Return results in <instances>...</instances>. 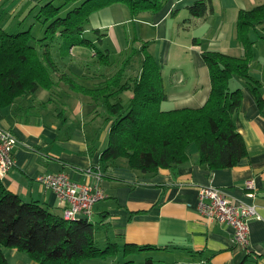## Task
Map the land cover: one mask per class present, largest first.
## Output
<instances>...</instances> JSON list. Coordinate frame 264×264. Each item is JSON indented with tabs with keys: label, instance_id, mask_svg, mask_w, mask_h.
I'll return each mask as SVG.
<instances>
[{
	"label": "crops",
	"instance_id": "crops-1",
	"mask_svg": "<svg viewBox=\"0 0 264 264\" xmlns=\"http://www.w3.org/2000/svg\"><path fill=\"white\" fill-rule=\"evenodd\" d=\"M46 1L0 0V35L32 27L36 39L42 38L46 25L36 17ZM83 1L65 6L61 15ZM194 1L166 0L158 11L142 10L135 15L127 4L117 2L92 13L84 35L109 54V65L100 63L94 51L85 46L64 50L59 34L46 42L37 41L40 53L49 50L58 67L52 72L55 84L0 107V126L12 130L18 139L15 163L0 178L23 200L46 203L60 215H64V204L54 190L39 181L41 175L65 172L75 181L102 186L105 197L96 204L92 219L101 247L109 242L157 246L161 249L143 255L164 264H264V110L259 108L248 80L238 75L230 80L231 89L242 90L235 122L248 151L237 166L211 170L200 163L199 150L191 144L189 160L175 170L143 172L132 168L125 157L101 163L112 121L103 97L75 91L59 78L66 72L83 86L95 89L103 87L125 65L121 82L131 83L141 73L142 46L147 42L162 66L168 96L162 109L202 107L211 91L202 51L242 57L245 48L237 36L239 11L264 0H213L214 11L206 17L191 15L189 6ZM54 2L63 4V0ZM97 30L106 34L101 42ZM250 36L255 40L251 72L262 83L264 96V20ZM195 37L200 38V45L193 43ZM127 58L130 61L124 64ZM132 97V90L127 89L110 100L127 106ZM249 180L255 184L254 196L248 194ZM210 183L224 189L233 201L257 207L262 218L250 221L246 246L233 242L230 225L199 211V189ZM4 252L10 264H39L17 248L6 247ZM139 256L129 258L139 262ZM126 259L120 253L83 264H115Z\"/></svg>",
	"mask_w": 264,
	"mask_h": 264
},
{
	"label": "trees",
	"instance_id": "trees-1",
	"mask_svg": "<svg viewBox=\"0 0 264 264\" xmlns=\"http://www.w3.org/2000/svg\"><path fill=\"white\" fill-rule=\"evenodd\" d=\"M77 1L63 0V4L57 5L54 0H48L43 4L36 18L46 28L39 40L32 27L16 33H1L0 107L10 105L26 93H34L39 87L51 89L54 86L52 72L58 67L49 50L40 53L37 41L46 42L59 34L64 50L75 45L85 46L94 51L100 63L109 65V54L84 35L91 14L117 2L127 4L134 15L142 10L158 11L166 0H84L61 15L65 6ZM189 11L194 17H206L213 13L214 1L195 0ZM263 20L264 2L239 11L237 36L245 48L242 57L216 50L202 51L210 72L211 91L200 108L162 109V102L168 97L162 66L149 52L147 42L142 46L141 73L131 83L121 82L125 65L107 79L103 87L95 89L83 86L66 72L60 73V80L71 89L94 98L103 97L108 120L112 121L101 163L125 157L132 168L143 172L161 168L175 170L189 160L187 149L196 144L200 163L211 170L237 166L248 151L235 122V114L242 103V90L231 89L230 80L234 75L248 80L259 108L264 110L262 83L251 72L255 40L250 36L251 30ZM96 32L101 42L106 34ZM193 43L200 45V38L195 37ZM115 86L118 88L113 90ZM127 89L133 92L127 106L121 101L111 102L110 97ZM6 247L28 253L39 264H83L86 260L106 259L120 253L127 259L115 264H164L151 257L144 262L129 258L147 250L161 249L157 246L133 243L121 246L109 242L101 247L92 220H69L46 203L25 201L9 190L0 178V264H10L4 252Z\"/></svg>",
	"mask_w": 264,
	"mask_h": 264
},
{
	"label": "built area",
	"instance_id": "built-area-1",
	"mask_svg": "<svg viewBox=\"0 0 264 264\" xmlns=\"http://www.w3.org/2000/svg\"><path fill=\"white\" fill-rule=\"evenodd\" d=\"M17 143L13 131L0 126V174L7 173L14 165ZM39 181L58 194L67 219L92 220L96 204L105 196L99 186L75 181L65 172L43 174ZM247 188L248 194L254 196L253 180L247 182ZM198 208L203 216L230 225L234 230L233 242L242 246L249 243L250 221L262 218L254 204L235 202L224 189L212 183L200 187Z\"/></svg>",
	"mask_w": 264,
	"mask_h": 264
},
{
	"label": "rangeland",
	"instance_id": "rangeland-1",
	"mask_svg": "<svg viewBox=\"0 0 264 264\" xmlns=\"http://www.w3.org/2000/svg\"><path fill=\"white\" fill-rule=\"evenodd\" d=\"M130 39H132V36H130ZM149 52L151 53V51H149ZM128 60L130 61V59H128ZM134 79H135V78H134ZM134 79H133V80H134ZM133 80H132V81H133ZM147 252H151V251L147 250V251H145L144 253H147ZM138 255H140V256H139V262H140V261H142V262L146 261V259H147L148 257L153 258L152 256H149V255H148V256H146L145 254L143 255V252L140 253V254H138ZM153 259H154V258H153ZM154 260H156V259H154ZM157 260H160V259H157Z\"/></svg>",
	"mask_w": 264,
	"mask_h": 264
},
{
	"label": "bare ground",
	"instance_id": "bare-ground-1",
	"mask_svg": "<svg viewBox=\"0 0 264 264\" xmlns=\"http://www.w3.org/2000/svg\"><path fill=\"white\" fill-rule=\"evenodd\" d=\"M93 169H94V168H93ZM94 185L99 186V188L103 191V193H105V192H104V189L102 188V186H100L99 184H94ZM104 197H105V196H104ZM104 197H103V198H104ZM69 220H70V219H69Z\"/></svg>",
	"mask_w": 264,
	"mask_h": 264
}]
</instances>
